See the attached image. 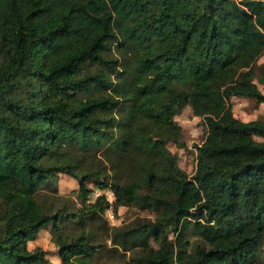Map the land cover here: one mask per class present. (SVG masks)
Instances as JSON below:
<instances>
[{"label": "trees", "instance_id": "16d2710c", "mask_svg": "<svg viewBox=\"0 0 264 264\" xmlns=\"http://www.w3.org/2000/svg\"><path fill=\"white\" fill-rule=\"evenodd\" d=\"M263 53L264 0H0V264H95L107 239L139 247L121 264H264V120L230 102H264ZM185 106L191 174L167 147ZM59 173L76 199L50 212ZM90 180L156 220L109 226ZM49 223L59 263L28 247Z\"/></svg>", "mask_w": 264, "mask_h": 264}, {"label": "rangeland", "instance_id": "374dc122", "mask_svg": "<svg viewBox=\"0 0 264 264\" xmlns=\"http://www.w3.org/2000/svg\"><path fill=\"white\" fill-rule=\"evenodd\" d=\"M264 63V53L258 58L255 69L258 70L260 64ZM259 88L264 92V84L258 83ZM232 105L233 115L243 121H248L252 119L264 120V102L258 101L250 96H232L230 98ZM176 122L181 128V140L184 143L183 146L176 145L173 141L167 143V147L176 155L178 165L187 171L188 173H193L195 169V149L193 143H198L202 141L205 133L204 120L201 116L194 115L189 106H185L180 113L175 116ZM254 138L259 139L258 136L254 135ZM88 186H90L92 191L90 192V200L93 199V192L99 187L95 185L94 181H88ZM58 198L49 201L48 203L43 202V199L52 194L51 189L45 188L37 193V200L39 203L45 205L47 211L52 212L56 207L62 204L63 196H69L76 199V191L78 188V182L75 179H71L69 176L60 174L58 177ZM106 188V187H105ZM146 191H144L145 193ZM54 194V193H53ZM50 202L53 203V208H50ZM144 202L140 201L138 204H127L118 205L114 208V217L110 216L107 212L108 208H105L103 217L109 223V226H120L122 228L136 227L144 222H154L156 220V212L149 207H142ZM113 221L118 225H113ZM112 222V223H111ZM105 225V224H104ZM51 223L45 226L34 238V244L42 246L46 250L47 256L51 259L54 254H56L57 247L53 242V233L50 231ZM73 234L74 230H72ZM101 236V232H99ZM103 234V233H102ZM55 235V234H54ZM173 236V233H170ZM104 237V235H103ZM101 236V238H103ZM150 243L155 246L156 242L153 237L150 236ZM104 242V241H103ZM106 244L101 248V254L96 255L94 258L95 264H121L124 259L129 258L136 254L139 247L131 246L129 250L124 251L122 246L112 247L110 240H106ZM111 247V248H108ZM114 248L115 250H110ZM262 256L264 261V237L262 241ZM52 260V259H51ZM55 262V261H54Z\"/></svg>", "mask_w": 264, "mask_h": 264}, {"label": "built area", "instance_id": "2783aa9c", "mask_svg": "<svg viewBox=\"0 0 264 264\" xmlns=\"http://www.w3.org/2000/svg\"><path fill=\"white\" fill-rule=\"evenodd\" d=\"M99 195H103L105 197V199L108 201V209H107V212L106 215L108 214L110 216V218H114V203H115V194L113 192V190L109 187L107 188H99V189H95L94 192H93V199H95L97 196ZM112 223V222H111ZM113 225H118L116 224L115 221H113L112 223Z\"/></svg>", "mask_w": 264, "mask_h": 264}, {"label": "crops", "instance_id": "0c3cea01", "mask_svg": "<svg viewBox=\"0 0 264 264\" xmlns=\"http://www.w3.org/2000/svg\"><path fill=\"white\" fill-rule=\"evenodd\" d=\"M60 174H64V173H59V175ZM58 175V176H59ZM64 175H67V174H64ZM67 176H69V175H67ZM71 179H75V178H73V177H71V176H69ZM76 181H77V179H75ZM78 182V181H77ZM78 189V188H77ZM44 228V227H43ZM43 228H41L39 231H38V233L43 229ZM37 233V234H38ZM34 239H32V240H29L28 241V247L29 248H34L35 246H38V245H35L34 244ZM55 245V244H54ZM56 252H57V250H56ZM53 261H55V262H57V263H59L60 262V257H59V254H58V252L56 253V254H54V256L51 258Z\"/></svg>", "mask_w": 264, "mask_h": 264}]
</instances>
